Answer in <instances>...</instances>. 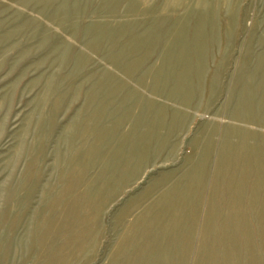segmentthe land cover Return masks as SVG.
I'll use <instances>...</instances> for the list:
<instances>
[{"label":"rangeland","instance_id":"rangeland-1","mask_svg":"<svg viewBox=\"0 0 264 264\" xmlns=\"http://www.w3.org/2000/svg\"><path fill=\"white\" fill-rule=\"evenodd\" d=\"M0 264H264V0H0Z\"/></svg>","mask_w":264,"mask_h":264},{"label":"bare ground","instance_id":"bare-ground-1","mask_svg":"<svg viewBox=\"0 0 264 264\" xmlns=\"http://www.w3.org/2000/svg\"><path fill=\"white\" fill-rule=\"evenodd\" d=\"M53 261V260H52ZM56 262V261H55Z\"/></svg>","mask_w":264,"mask_h":264}]
</instances>
